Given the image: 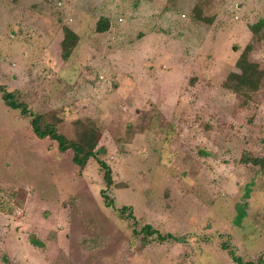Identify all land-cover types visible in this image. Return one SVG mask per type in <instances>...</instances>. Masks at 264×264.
I'll return each mask as SVG.
<instances>
[{
    "label": "rangeland",
    "instance_id": "obj_1",
    "mask_svg": "<svg viewBox=\"0 0 264 264\" xmlns=\"http://www.w3.org/2000/svg\"><path fill=\"white\" fill-rule=\"evenodd\" d=\"M263 15L264 0H0V87L68 140L96 130L112 180L0 97V264H264V85L226 81L247 43L264 67V27L248 28ZM144 225L178 240L143 245Z\"/></svg>",
    "mask_w": 264,
    "mask_h": 264
},
{
    "label": "trees",
    "instance_id": "obj_2",
    "mask_svg": "<svg viewBox=\"0 0 264 264\" xmlns=\"http://www.w3.org/2000/svg\"><path fill=\"white\" fill-rule=\"evenodd\" d=\"M262 27H264V15L261 20L248 27L251 39L256 36ZM108 28L109 21L106 18H100L96 22L95 30L97 33H103L107 31ZM62 30L63 35L59 42L60 56L62 60L66 61L70 57L78 41V36L69 27H64ZM251 45V43H247L245 45L243 51L235 62L236 71L228 74L226 79L234 93L243 94L246 98H249L252 93L258 91V89L264 85V67H261L257 62L251 61L248 58V53L252 49ZM0 97L7 108H10L11 110H19L22 116L30 118V126L36 138L39 140L48 138L51 141L56 142L57 150L60 153L71 151L72 162L79 168H83L90 158L96 159L95 147L98 143L99 137L96 130H85L78 134L74 140H68L64 137V135L57 131L56 125H54L53 122L45 120L40 114L35 115L28 112L23 103H19L15 100L13 92H8L4 88L0 87ZM96 161L100 170L103 171V181L106 186H110L112 183L111 169L105 162L98 159H96ZM250 162L253 165H262V161L260 159H251ZM101 194L103 196L105 206L111 207L112 201L105 195L104 190ZM118 212L121 215L133 218L129 207L123 206L118 210ZM140 232L144 234L141 237L143 245L150 243L151 237L153 236L161 242L178 240V238L173 237L171 234L161 235L158 231L153 230L150 225H144ZM222 247L225 249L227 245L223 244ZM227 252L232 261L236 264H254L253 262L243 263L232 250H227Z\"/></svg>",
    "mask_w": 264,
    "mask_h": 264
}]
</instances>
